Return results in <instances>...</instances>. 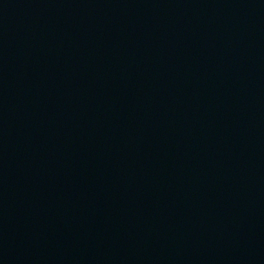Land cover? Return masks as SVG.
<instances>
[{
	"label": "water",
	"instance_id": "water-1",
	"mask_svg": "<svg viewBox=\"0 0 264 264\" xmlns=\"http://www.w3.org/2000/svg\"><path fill=\"white\" fill-rule=\"evenodd\" d=\"M0 264H264V0H0Z\"/></svg>",
	"mask_w": 264,
	"mask_h": 264
}]
</instances>
